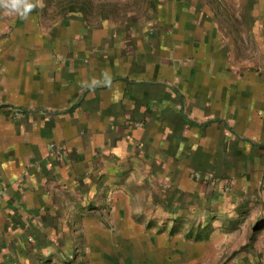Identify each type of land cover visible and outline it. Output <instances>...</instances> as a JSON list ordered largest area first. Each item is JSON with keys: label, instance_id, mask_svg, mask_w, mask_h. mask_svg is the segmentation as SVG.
Instances as JSON below:
<instances>
[{"label": "crops", "instance_id": "0c3cea01", "mask_svg": "<svg viewBox=\"0 0 264 264\" xmlns=\"http://www.w3.org/2000/svg\"><path fill=\"white\" fill-rule=\"evenodd\" d=\"M248 1V23L232 31L200 24L199 2L188 0H147L127 14L114 8L93 18L50 16L39 7L27 21L0 16L1 262L9 260L2 247L41 246L31 215L46 202L45 186L102 165L121 170L131 185L115 190L120 202L146 193V208L161 203L167 211L175 188L200 202L230 185L221 199L235 203L219 216L236 217L249 195L255 202L243 208L263 216L264 0H241L243 10L234 9L245 11ZM103 69H111L110 88L79 87ZM10 108L26 115L16 118ZM50 144L61 147V162L49 157ZM133 174L150 178V192L135 187L142 183ZM195 174L214 188L195 185Z\"/></svg>", "mask_w": 264, "mask_h": 264}, {"label": "rangeland", "instance_id": "374dc122", "mask_svg": "<svg viewBox=\"0 0 264 264\" xmlns=\"http://www.w3.org/2000/svg\"><path fill=\"white\" fill-rule=\"evenodd\" d=\"M145 1L44 0L45 7L40 10L60 18L67 12L93 18L103 17L104 13L113 10L116 12L114 8L127 14V8ZM192 1L199 2V7L194 4V8L201 12L200 24L211 20L227 31L245 24L247 21L243 19L249 17L247 11L251 7L248 1L245 11L235 10H243L241 0L237 4L235 0H188V3ZM251 2L256 4L255 0ZM9 110L16 118L26 115L20 109ZM39 113L47 116V111ZM48 154L53 160L61 162L63 159L61 147L54 144L49 145ZM106 168L110 167L102 165L96 169L97 172L92 169L86 176H77L66 185L45 186L46 202L34 209L31 215L35 225H39L42 236H37V239L42 244L38 246L36 241H31L29 245L25 242L29 246L25 245L22 251L2 247L9 255L7 264H264V214L253 217L252 209H245V205L255 202L250 195L249 201L243 200L235 208L236 217L229 218L228 215L221 217L217 212L227 214L228 205L235 203L232 199L228 203L221 199V196L230 193V185L220 188L223 194L200 202L194 194L192 201H187L185 194L175 188L173 191L179 196L171 204V211H160L158 207L161 203L150 204L146 208V193L140 195V200L136 197L133 201L120 202L115 190L130 188L131 185L123 184L121 170H113L111 174L103 171ZM195 178V185L202 184L206 193L215 186L212 182L210 188L208 177L195 174ZM133 181L142 183L135 187L143 192H150L154 186L148 176L134 177ZM139 206H143L144 210H140ZM91 213L99 215L92 217ZM50 219H58V225H49ZM83 222L87 229L85 232L82 231ZM168 235L171 237L168 238ZM188 235L193 239H205L194 242L186 238ZM63 246H69V250H61ZM28 247L31 249L28 250ZM2 250L0 256L4 252ZM62 251H69L70 255L64 257ZM0 264L6 263L0 261Z\"/></svg>", "mask_w": 264, "mask_h": 264}, {"label": "clouds", "instance_id": "9594fccd", "mask_svg": "<svg viewBox=\"0 0 264 264\" xmlns=\"http://www.w3.org/2000/svg\"><path fill=\"white\" fill-rule=\"evenodd\" d=\"M38 7H45L44 0H0V16L16 17L27 21ZM101 85L109 88L112 86L111 69L101 70L100 77H94L91 80L82 79L79 82V87L86 90H95Z\"/></svg>", "mask_w": 264, "mask_h": 264}, {"label": "trees", "instance_id": "16d2710c", "mask_svg": "<svg viewBox=\"0 0 264 264\" xmlns=\"http://www.w3.org/2000/svg\"><path fill=\"white\" fill-rule=\"evenodd\" d=\"M172 235V234H171ZM171 236L170 235H168V238H170ZM188 240L190 239V240H192V241H194V242H196V241H204V239L205 238H198V237H195L194 239H193V237H190L189 235L186 237ZM207 239V238H206Z\"/></svg>", "mask_w": 264, "mask_h": 264}]
</instances>
